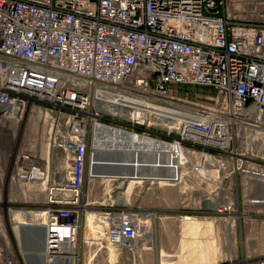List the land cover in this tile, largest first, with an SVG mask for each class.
<instances>
[{
  "label": "built area",
  "instance_id": "2783aa9c",
  "mask_svg": "<svg viewBox=\"0 0 264 264\" xmlns=\"http://www.w3.org/2000/svg\"><path fill=\"white\" fill-rule=\"evenodd\" d=\"M245 2L0 0V136H14L26 118L46 129L38 151L14 155L7 178L11 185L45 183L42 225L35 227L44 229L49 258L64 243L76 248L84 191L97 180L93 153L102 145L131 155L123 163L133 171L119 175L118 195L128 181L136 182L133 192L153 190L157 176L163 187L180 189L184 207L196 212L189 219L231 221L238 186L261 187L255 202L264 205V23L240 18ZM97 87L117 94L104 104L180 103L185 117L173 135L156 136L152 110L131 106L126 118L102 111ZM185 88L205 93L188 101ZM156 142L166 162L157 168ZM92 216L98 241L118 255L133 250L149 217L117 204Z\"/></svg>",
  "mask_w": 264,
  "mask_h": 264
},
{
  "label": "rangeland",
  "instance_id": "374dc122",
  "mask_svg": "<svg viewBox=\"0 0 264 264\" xmlns=\"http://www.w3.org/2000/svg\"><path fill=\"white\" fill-rule=\"evenodd\" d=\"M240 18L245 21L264 23V2L246 0L241 8ZM183 92L188 93V101H194L195 95L205 93V90L201 88H185ZM97 105L100 107L102 104L101 102H97ZM179 105L177 103L171 105L172 107H177V110L172 108L170 111L161 113V115L157 112L154 114L153 119L157 121L155 122L156 136L159 134L170 136L174 134L175 129L173 128L179 119L174 115L180 114L184 110L183 108L186 107ZM151 109L152 107H148L145 110ZM31 124L28 123V119L26 118L14 136L7 132L6 135L0 136V173L2 174L0 176V233L2 230L6 235V243L3 239H0V264H4L5 258L13 260L14 264H29V260L30 264H34V261L36 264H116L118 258L117 252L115 251V254L114 248L98 241L101 239L98 235V228L93 218L89 220L88 213H93L104 205L117 204L131 206L145 214H152L157 218L165 216L173 218L177 217L182 209H184H181L184 204L182 196L179 193L180 189L178 187H163L164 184L158 180L157 176L155 178L156 185L153 190H144L141 193L132 191L130 194H126L124 190L123 195L109 191L113 182L97 178L94 182V189L90 192L84 191V198L81 201L84 209L81 231L76 241V248L74 247L75 250L73 248L72 255H67L68 249L63 248L58 257L54 259L49 258L43 247V232L41 229L36 230L31 235V244L27 248L20 239V228L23 226L42 225V214L40 212L45 206V192L37 186L40 182L35 185H11L7 176L13 157L20 149L38 151L43 146V136L46 134V129L43 128L42 123L36 127ZM57 156L59 158L57 163L59 162L58 165H61L64 161L62 159L63 155L61 152H58ZM154 161L156 168L157 166L166 165L164 157L158 153H156ZM63 167L64 165H61V168ZM135 183L134 181L132 183L128 181L124 186H131L130 189H132ZM168 192H171V196L166 195ZM25 211L30 212L27 215H23L22 212ZM204 225L209 231L214 232L217 224L213 220H210ZM210 245H212V251H214L213 242ZM196 247L202 249V241L199 237H195V241H192L190 250L194 253ZM207 249L208 247L205 248V250ZM74 255H77V257L75 258ZM191 264L208 263L203 260H194Z\"/></svg>",
  "mask_w": 264,
  "mask_h": 264
},
{
  "label": "crops",
  "instance_id": "0c3cea01",
  "mask_svg": "<svg viewBox=\"0 0 264 264\" xmlns=\"http://www.w3.org/2000/svg\"><path fill=\"white\" fill-rule=\"evenodd\" d=\"M126 191L129 193V188ZM262 191L258 186L235 188L233 202L237 212L228 222L211 218L217 224L214 232L205 228L204 224L209 221L189 219L188 215L196 212L184 205L181 213L173 218L147 214L149 217L142 219V236L131 252L118 255L116 264H191L194 260L208 264L256 263L264 259V205L255 202L262 198ZM171 192L166 195L171 196ZM87 215L89 220L93 218L92 213ZM195 237L202 241V249L196 247L193 253L190 245Z\"/></svg>",
  "mask_w": 264,
  "mask_h": 264
},
{
  "label": "flooded vegetation",
  "instance_id": "af4514ba",
  "mask_svg": "<svg viewBox=\"0 0 264 264\" xmlns=\"http://www.w3.org/2000/svg\"><path fill=\"white\" fill-rule=\"evenodd\" d=\"M98 149L93 153L92 171L97 178L113 182L109 191L116 192L121 187V182L118 181L119 175L126 173L129 168L127 173L133 171L132 164L123 163L124 161H131L130 152L128 149L123 150L121 145H110L108 147L102 145Z\"/></svg>",
  "mask_w": 264,
  "mask_h": 264
},
{
  "label": "bare ground",
  "instance_id": "6f19581e",
  "mask_svg": "<svg viewBox=\"0 0 264 264\" xmlns=\"http://www.w3.org/2000/svg\"><path fill=\"white\" fill-rule=\"evenodd\" d=\"M98 88V87H97ZM110 90L111 91H113V89H110V88H103V89H97V91L95 92V98L97 99V100H99L100 102H101V106H100V110H102V111H106V112H111V113H114V114H116V115H119V116H122V117H128L129 116V113H128V110H127V108H129V107H131V106H133V107H135V106H137V107H139L140 106V108H139V110H142L141 111V113L140 114H142V113H144V114H146V112L145 111H149V110H145V109H147L148 107H152V112H153V117H154V114H156V112L159 114V115H161V113H163V112H166V111H170L172 108H174L175 110H177V107H172L171 105H173V104H165V105H163V106H160V104H158V105H156V104H153V105H146V104H144V103H141V102H139L138 100V102L137 101H135V99H129L128 101H126L127 103H126V105L128 106L126 109H123L122 108V105L121 104H114V106H111V105H107V104H104L105 102H107L108 100H110V101H112L113 100V97H115V96H117V94H114V93H111L110 92ZM122 92V91H121ZM129 97V96H128ZM137 99H140V98H137ZM138 103V104H137ZM142 106H141V105ZM178 105H179V103H177ZM181 106H185V105H183V104H180ZM179 105V106H180ZM153 108H154V110H153ZM184 110H185V108H183ZM181 111V110H180ZM183 111V110H182ZM181 111V113L180 114H177V115H174V116H177L179 119H183L185 116L183 115V112ZM160 117V116H159ZM160 120H161V117H160ZM155 122H157V121H155L154 120V123ZM178 122H176V124L174 125V128L173 129H176V128H178ZM254 139L255 138H253L252 139V141H254ZM263 146V145H262ZM159 144L156 142V144H155V154H154V160H155V155H156V153H158V154H160V155H162L161 154V151H160V149H159ZM252 149H253V145H252ZM99 150V149H98ZM94 162V161H93ZM61 163V162H60ZM65 164V161L61 164V165H64ZM60 165V166H61ZM95 165V164H94ZM94 168V167H93ZM126 168V167H125ZM130 169V168H129ZM129 169H128V171H129ZM127 171V172H128ZM131 171V170H130ZM123 172V171H122ZM126 172V173H127ZM128 174V173H127ZM2 174L0 173V176H1ZM130 183H132V181H130ZM30 184H37V183H30ZM30 184H28V185H30ZM37 186L38 187H40L42 190H44L45 189V183H39V184H37ZM127 187V188H126ZM129 188V193H126V194H130L131 193V191H132V189H130L131 188V186L129 187L128 185L127 186H123V189H128ZM108 190V189H107ZM127 192V191H126ZM206 221H210V219L209 220H205V221H203V222H206ZM216 224V223H215ZM224 224H227V223H224ZM68 249L67 250V255H72V251H73V247L71 246V245H68L67 243H64V244H62V246H61V250L62 249ZM61 250H60V252H61ZM74 250H75V248H74ZM113 251H114V253L116 254V250L115 249H113ZM116 251V252H115ZM118 255V254H117ZM75 257H77V255H74Z\"/></svg>",
  "mask_w": 264,
  "mask_h": 264
},
{
  "label": "water",
  "instance_id": "95a60500",
  "mask_svg": "<svg viewBox=\"0 0 264 264\" xmlns=\"http://www.w3.org/2000/svg\"><path fill=\"white\" fill-rule=\"evenodd\" d=\"M42 230V232L44 231V229L43 228H37V227H35V226H23V227H21L20 228V239H21V241H22V243L27 247V248H29V244H31V241H30V239H31V235L36 231V230ZM30 241V242H29ZM22 244V245H23ZM26 261V260H25ZM27 262V261H26ZM34 264H36L35 263V261L33 262ZM28 264V263H27ZM29 264H30V260H29Z\"/></svg>",
  "mask_w": 264,
  "mask_h": 264
}]
</instances>
